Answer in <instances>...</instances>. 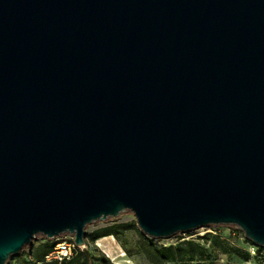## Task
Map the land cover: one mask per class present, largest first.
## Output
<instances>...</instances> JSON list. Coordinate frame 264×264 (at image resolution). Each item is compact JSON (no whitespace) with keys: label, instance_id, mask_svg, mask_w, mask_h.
<instances>
[{"label":"water","instance_id":"1","mask_svg":"<svg viewBox=\"0 0 264 264\" xmlns=\"http://www.w3.org/2000/svg\"><path fill=\"white\" fill-rule=\"evenodd\" d=\"M128 210L264 248V0H0V264Z\"/></svg>","mask_w":264,"mask_h":264},{"label":"trees","instance_id":"2","mask_svg":"<svg viewBox=\"0 0 264 264\" xmlns=\"http://www.w3.org/2000/svg\"><path fill=\"white\" fill-rule=\"evenodd\" d=\"M132 223L123 221L112 223L111 225L94 230L90 233L91 240L102 235H118L124 230L130 228ZM240 234V239L245 242H251L247 239L243 232L235 229ZM85 235V240H86ZM68 235L55 239L39 237L38 243L30 250V257L24 259L25 264H116L110 261L109 257L102 251L99 255H93L87 250L80 249L75 246L72 254L68 258L61 260L45 259V254L48 253L54 246L57 240L66 238ZM87 244V241H86ZM144 251L149 260L155 264H221L216 258L219 252H225L230 256H239L243 259H261L264 258V248L256 245L257 254L253 257L245 247L239 244L229 243L223 239L219 233L205 232L201 235L197 234L196 238L176 237L173 243H155L154 239L145 235ZM227 264V263H223Z\"/></svg>","mask_w":264,"mask_h":264},{"label":"rangeland","instance_id":"3","mask_svg":"<svg viewBox=\"0 0 264 264\" xmlns=\"http://www.w3.org/2000/svg\"><path fill=\"white\" fill-rule=\"evenodd\" d=\"M123 221H129L132 226L118 235L107 234L102 239L103 242L98 239L99 245L103 246L106 255L110 261L116 264H155L150 261L144 251L145 233H143L135 220V217L131 211H125L119 216L114 218H108L105 220H99L94 223H90L86 226V233H90L94 230L101 229L102 227L111 225L112 223H119ZM235 227L231 225H214L199 227L191 232L177 233L169 237L164 238H153L155 243H173L176 237L189 236L190 238H196L197 234L201 235L205 232L219 233L223 239H226L229 243L239 244L245 247V242L240 239V234L234 230ZM236 229V228H235ZM191 235V236H190ZM69 236V235H68ZM71 237V236H69ZM72 238V237H71ZM38 238L34 239L33 243L38 242ZM86 239L89 242H95L97 240H91L90 235H86ZM97 239V238H96ZM26 245L25 247H27ZM23 250V249H22ZM12 258V257H11ZM10 258V259H11ZM9 259V260H10ZM218 263L227 264H264V258L248 260L243 259L239 256H230L225 252H219L216 258Z\"/></svg>","mask_w":264,"mask_h":264},{"label":"built area","instance_id":"4","mask_svg":"<svg viewBox=\"0 0 264 264\" xmlns=\"http://www.w3.org/2000/svg\"><path fill=\"white\" fill-rule=\"evenodd\" d=\"M182 238H190V237L185 236ZM27 247H24V249H26ZM74 247H75V244L72 238L69 236H67L66 238L57 240L53 248L48 253L45 254V259L61 260L63 258H68L72 254ZM245 248L249 252L251 257L257 254L256 244H254L253 242H247L245 245Z\"/></svg>","mask_w":264,"mask_h":264},{"label":"crops","instance_id":"5","mask_svg":"<svg viewBox=\"0 0 264 264\" xmlns=\"http://www.w3.org/2000/svg\"><path fill=\"white\" fill-rule=\"evenodd\" d=\"M104 237H105V235H102V236L98 237L96 240L100 239L103 242L102 239ZM86 241H87V244H85V246H83V247H79L80 249L87 250L88 252H90L96 256L99 255L102 251L105 254H107L104 247L99 245L98 241L89 242L87 239H86ZM35 245H36V243H33L31 246H28L26 249L21 250V252L19 254L13 256L9 260L8 264H25L24 259L30 257V250H32V248H34ZM96 264H102V263L96 262Z\"/></svg>","mask_w":264,"mask_h":264},{"label":"bare ground","instance_id":"6","mask_svg":"<svg viewBox=\"0 0 264 264\" xmlns=\"http://www.w3.org/2000/svg\"><path fill=\"white\" fill-rule=\"evenodd\" d=\"M98 241V240H97ZM99 243V242H98Z\"/></svg>","mask_w":264,"mask_h":264}]
</instances>
